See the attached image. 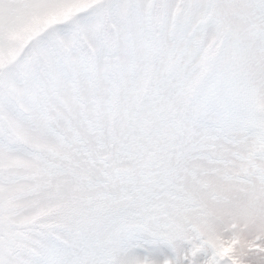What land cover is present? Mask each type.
I'll return each instance as SVG.
<instances>
[{
  "label": "snow or ice",
  "instance_id": "1",
  "mask_svg": "<svg viewBox=\"0 0 264 264\" xmlns=\"http://www.w3.org/2000/svg\"><path fill=\"white\" fill-rule=\"evenodd\" d=\"M0 264H264V0H0Z\"/></svg>",
  "mask_w": 264,
  "mask_h": 264
}]
</instances>
